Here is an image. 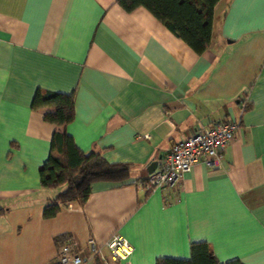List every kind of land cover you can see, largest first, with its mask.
I'll return each mask as SVG.
<instances>
[{
    "label": "crops",
    "instance_id": "0c3cea01",
    "mask_svg": "<svg viewBox=\"0 0 264 264\" xmlns=\"http://www.w3.org/2000/svg\"><path fill=\"white\" fill-rule=\"evenodd\" d=\"M37 88L72 92L66 132L126 172L93 181L83 203L52 217L43 206L64 187L41 186L38 168L63 127L31 107ZM231 120L214 164L195 163L168 187L139 186L175 141ZM113 233L132 246L114 264L187 258L192 241L218 263L264 264V0H218L201 53L142 5L0 0V264H51L61 246L83 254L90 241L107 256Z\"/></svg>",
    "mask_w": 264,
    "mask_h": 264
},
{
    "label": "trees",
    "instance_id": "16d2710c",
    "mask_svg": "<svg viewBox=\"0 0 264 264\" xmlns=\"http://www.w3.org/2000/svg\"><path fill=\"white\" fill-rule=\"evenodd\" d=\"M218 0H116L126 11L138 5L148 9L176 36L196 53L203 52L210 42L213 7ZM32 108L45 109L43 119L62 126L50 138L47 159L39 166L38 175L43 187L64 188L43 206V216L52 217L60 205L69 201L83 203L96 180H119L125 175V164H108L99 153L78 148L65 125L74 117L72 92L37 88L31 100ZM66 238V237H62ZM51 264H62L58 254ZM94 264V263H93ZM97 264V263H95ZM101 264V262L99 263ZM154 264H243L238 258L218 263L206 241L189 243V257H157Z\"/></svg>",
    "mask_w": 264,
    "mask_h": 264
},
{
    "label": "built area",
    "instance_id": "2783aa9c",
    "mask_svg": "<svg viewBox=\"0 0 264 264\" xmlns=\"http://www.w3.org/2000/svg\"><path fill=\"white\" fill-rule=\"evenodd\" d=\"M238 121L216 122L203 126L195 132L181 137L157 161L155 169L138 184L145 190L156 187H168L179 180L195 163L214 164L233 138ZM107 256L100 246L90 241L89 250L83 254H71L69 245L61 246L58 257L62 264H91L94 256L99 255L101 264H114L123 260L132 251L128 240L119 233H113L106 241Z\"/></svg>",
    "mask_w": 264,
    "mask_h": 264
},
{
    "label": "water",
    "instance_id": "95a60500",
    "mask_svg": "<svg viewBox=\"0 0 264 264\" xmlns=\"http://www.w3.org/2000/svg\"><path fill=\"white\" fill-rule=\"evenodd\" d=\"M157 164V161H152L149 166L147 167V171L150 173L154 170L155 166Z\"/></svg>",
    "mask_w": 264,
    "mask_h": 264
}]
</instances>
